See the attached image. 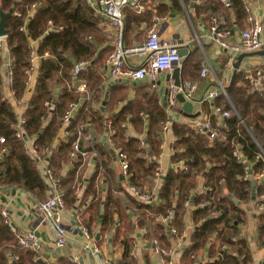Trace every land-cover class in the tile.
<instances>
[{
    "label": "trees",
    "instance_id": "1",
    "mask_svg": "<svg viewBox=\"0 0 264 264\" xmlns=\"http://www.w3.org/2000/svg\"><path fill=\"white\" fill-rule=\"evenodd\" d=\"M169 2L144 0L146 11L143 13H138L131 6L125 7V43L134 44L131 35L139 37L140 32L136 30L144 23L146 28H150L156 16L168 14L171 8L183 11L180 0ZM184 2L189 6L191 0ZM229 2L230 5L221 0L196 1L190 11L193 23L202 18L211 29L212 17L215 16L220 28L230 29L232 33L235 26L246 28L249 25V12L244 0ZM33 3L37 4L35 9L32 8ZM16 11H20L21 15L15 14ZM1 12H11L6 20L9 30L6 47L14 71L12 88L18 98L24 95L27 87L26 70L31 65V39L38 40L39 54L50 52L48 57H42L39 61L34 90L25 112L27 121L24 130L26 136L34 138L39 146L52 145L58 139L69 103L82 97L81 93L74 90L73 81L85 79L92 91V99L98 102L105 99L107 88H104L103 69L107 57L114 50V44L109 43L110 39L101 28L103 18L97 17L90 4L84 0H0V19ZM49 21H52L54 28L48 32ZM23 25H26L25 31L20 29ZM5 59L0 47V67ZM79 59H90L93 63L76 76L73 67ZM203 60L204 55L198 44L189 48L187 56L182 59L181 79L184 83L195 81L201 76ZM259 67L264 68V65ZM245 75L246 69L240 65L226 87L229 97L220 93L214 100L216 106L230 111V115L225 117L228 127L223 128L228 134L227 140L213 139L199 132L189 122L172 116L170 130L175 138L176 149L172 157L174 165L166 170L152 200L140 201L128 191L117 194L115 190L120 185L109 184L103 192L99 189L96 175L90 179L82 199L75 195L71 186L76 169L66 167L71 143L75 138L74 128L83 110L73 119L70 133L56 142L49 159L50 166L65 189L67 206L83 209L82 224L90 231L98 230L100 236L110 232L108 241L112 246L122 249V261H132L131 250L139 234L136 221L147 229L142 233L144 237L150 240L157 238L161 246H171L172 239L179 236L170 235L167 224L161 220L170 209L174 211L170 222L180 231L186 226L187 215H190L194 226L190 237L185 239L182 264H252L249 239L243 234L248 218L255 219L258 237L264 246V211L255 213L252 181L243 179L245 164L233 156V149L238 144L246 157L254 160L256 145L249 131L264 147V91H252ZM164 93V88L158 91L147 81L131 84L126 80H116L109 91L106 111L91 109L88 116L84 114V119L90 120L93 129L95 127L97 130L104 129L107 119L112 120L117 127L114 139L119 147L129 153L134 182L142 185L159 166L163 123L170 115L161 102ZM47 100H52V107L45 106ZM173 110L182 113L181 102ZM203 111H210L208 103H204ZM216 116L213 114L214 118ZM125 121L134 126L133 134L121 126ZM16 122L17 114L5 96L0 71V137L5 138V142L0 145V188L21 187L37 202L48 195V184L39 164L29 152L27 142L17 137ZM238 131L244 137L239 136ZM141 134L145 136L150 158L138 149ZM232 141L235 142L234 146ZM91 145L100 149L105 156L103 164L110 169L113 157L111 149L96 141ZM4 147L6 151L2 150ZM179 161L183 162L184 167L178 164ZM259 166L258 162L254 171ZM220 181L223 183L219 184ZM262 189L264 184H259L257 193ZM188 200L192 205L203 201L210 203L191 208L186 205ZM214 210L216 214L212 213ZM97 242L102 244V238L97 239ZM223 245L226 246L224 249ZM206 248L209 259L199 261V254ZM0 264L50 263L41 258L34 260V253L18 242L15 233L0 214ZM57 264L84 263H73L69 257L61 256Z\"/></svg>",
    "mask_w": 264,
    "mask_h": 264
},
{
    "label": "built area",
    "instance_id": "2",
    "mask_svg": "<svg viewBox=\"0 0 264 264\" xmlns=\"http://www.w3.org/2000/svg\"><path fill=\"white\" fill-rule=\"evenodd\" d=\"M90 4L97 17L107 19L108 23L114 28V50L107 57L105 61V70L103 73L104 78V88H108L109 84L118 79L129 80L131 82L148 81L154 88L160 87L168 89V94L164 93V102H166V109L168 112L174 109L179 102L177 95L183 93L187 99L194 100L195 102L208 103L210 105V111L204 112L199 111L195 117H187L188 122L195 127L199 132L208 135L209 137L215 139L220 138L227 140L228 134L223 128H227L228 125L225 121V117L230 115L229 110H222L221 107L214 104L216 97L223 93L228 96L226 87L219 82V86L207 89L206 93L200 99H194L193 90L196 88V84L193 82H182L177 85L174 79L166 80L165 85L157 83L162 73L174 69L175 66H182L183 56L179 53V44H173L169 41H165L161 38L160 31L158 30L157 23L163 19L164 16H156L152 28L148 32L146 40L141 43L127 45L124 39L125 30V12L124 9L127 6H131L138 13H143L146 11V5L144 0H84ZM249 0H244L246 4V9L249 12L248 21L249 25L242 29L240 32V43L235 44L230 40L232 36V31L226 28H220L217 17H212V37L213 39L227 50L233 51V54L229 55V62L231 65L234 63L235 52L239 53L241 51L253 52L257 50L264 49V23L253 16L252 10L249 6ZM221 2L226 5H230L229 0H221ZM37 7L36 3L32 4V8ZM34 10L31 12V14ZM15 14L21 15L20 11H16ZM50 28L48 32L52 29V21H49ZM21 30H26V25L20 27ZM51 30V31H52ZM6 36H0V47L3 49L5 54V61L0 67V71L3 75V86L4 92L7 85L6 95L7 100L12 105L14 111L17 114V137L23 138L28 145V150L34 159L39 164L41 171L47 181L49 192L48 195L36 202L35 208L37 213L36 225L29 229L28 231H20L12 218L11 211L0 204V214L4 219V222L9 226L10 230L15 233L18 242L27 249H30L34 253V260L39 258L42 259L43 253V243L40 235L37 234L39 227L41 225L48 226L49 229L54 234L56 243L58 246L63 247L68 244L69 230L65 224L60 220V213L63 209L67 207L66 192L63 188L62 182L60 181L58 175L54 169L50 166V156L53 148L55 147L58 139L66 137L70 133V125L74 118L79 115L82 111V117L78 121L74 128L75 138L71 143V151L68 155V168L76 169L75 178L72 183L71 189L74 191L75 195L82 199L85 188L87 187L90 179L96 175V180L99 189L102 190V186H107L109 183V171L107 167L103 164L104 156L101 154L100 149L92 146V142H100L107 145L113 156L118 162L122 178L119 180L121 183L120 187H116L115 190L117 194H125L126 191L133 194L140 201L152 200L156 194L154 190L142 185L141 183L134 182V173L131 167V158L127 151L119 147L114 139L117 133V127L113 125L111 119H107L104 123L103 130L93 129V124L90 120L84 119V114H90L91 109H100L102 102H98L92 99V91L90 90L87 81L85 79H76L73 81V88L76 92L81 93L82 97L78 101H72L69 103L68 109L65 111L62 119V127L58 136V139L52 145L39 146L35 143L34 138H29L25 134L24 125L27 121L25 112L29 105V98L33 93L35 80L37 77V69L39 67V61L42 57H48L50 55L49 51H45L43 55L39 54L38 40L31 39V65L29 69L26 70V91L24 95L20 98L16 96L13 90V77L14 71L11 66L10 54L8 48L6 47ZM131 56H141L142 59L137 64L129 63L128 59ZM93 63L90 59H79L74 62L73 73L74 75H79L85 70H87ZM211 71L214 72L212 62L207 58L202 65L201 75L206 77L210 75ZM77 78V77H76ZM245 78L248 80L249 86L252 91H264V68L259 66L254 68L246 69ZM107 91V89H106ZM166 97V99H165ZM87 102V104H86ZM52 100L45 101V106L47 108L52 107ZM196 113V112H194ZM217 115L216 118L213 117ZM88 116V115H87ZM131 116V115H130ZM109 118V117H108ZM243 122V121H242ZM172 124V116L168 118L163 123V141L161 142L159 153V160L164 154H168L171 158L176 152L175 141L168 146L165 142L167 133L170 130ZM132 124L130 122H123L122 127L126 129L129 133V127ZM90 130V131H88ZM251 138L253 139L255 147V158L254 160H249L246 155L241 150V147L236 144L233 149V156L240 162L245 164L246 173L243 179H250L251 181L256 180L257 186L259 184H264V147L257 140V138L249 131ZM238 135L242 136V132L238 131ZM141 139L138 149L141 150L142 154L150 158V151L147 143L144 141V134L139 136ZM244 137V135L242 136ZM105 138V141H102ZM5 142L4 137H0V145ZM234 141L232 144L234 146ZM6 151V148H2ZM259 162L260 166L258 170L254 171V166ZM250 164V166L247 165ZM179 165L184 167L182 161L178 162ZM174 165V164H172ZM249 168L252 170L249 173ZM89 171L87 174L86 172ZM158 180H162V173L160 166H157L153 176ZM223 182L220 181L219 184ZM256 186V197L254 211L255 213H261L264 211V189L257 193ZM106 188V189H107ZM204 191V189H203ZM253 195V194H252ZM210 201L200 202L198 205H192L188 200L186 205L190 207H202L209 204ZM216 214L217 211H213ZM75 221L79 226V229L84 233V235L92 240H95L96 230L93 232L88 229L87 226L82 224L83 209H75ZM174 211L172 209L161 217V220L165 222L168 226V233L170 235H178L180 240L184 238V230H179L176 226L171 224ZM137 227L140 231L146 232L145 227L139 226L136 221ZM104 241L107 242V237H104ZM145 241L149 246L152 247L153 252L157 256L158 264H175V259L173 256V249L169 246H161L157 238L150 240L145 237ZM226 246L223 245V249ZM94 252L101 253V247L98 245L97 240H95ZM131 262L120 261L116 262L109 260L108 264H140L137 257L136 244L133 243V248L131 250ZM70 261L73 263H80L78 258L71 257ZM262 263L264 264V255L262 258Z\"/></svg>",
    "mask_w": 264,
    "mask_h": 264
},
{
    "label": "crops",
    "instance_id": "3",
    "mask_svg": "<svg viewBox=\"0 0 264 264\" xmlns=\"http://www.w3.org/2000/svg\"><path fill=\"white\" fill-rule=\"evenodd\" d=\"M180 2L182 4L183 11H177L171 8L168 14L164 15L166 19H163L158 22L157 26L158 30L160 31L161 38L163 40L179 45L183 43L184 45H187L190 49L198 44L204 55L203 62L207 58L212 62L214 72L211 71L210 75L206 77L201 75L195 81H189L196 84V88L193 90L194 99H200L206 93L207 89L219 86L218 81H221V83L225 87L230 84L231 78L234 74V63L233 65L230 64L229 55H232L233 51L225 49L213 39L209 25L202 21V18H198L194 24L190 16V11H192V7L190 5L187 6L184 0H180ZM192 2L193 0H191V3ZM248 2L252 10L253 16L264 23V0H249ZM167 3L170 4L169 0H167ZM152 26L153 25H151L150 28H146V24H142V26L136 30V32H140V36L138 37L136 34L131 35V39L135 40L133 43L138 44L146 40L148 32L152 28ZM101 28L110 39L109 43L113 45L115 31L114 28L108 23L107 19H103L101 23ZM234 29L235 30H233L230 40L235 44H239L240 32L242 29L237 26H235ZM242 52L243 51L239 53L235 52V57H238ZM141 59V56H131L129 57L128 61L131 64H137ZM235 59L234 62L236 61ZM262 64L264 65V55H257L253 57H245L244 61L241 64V67L243 69H248L260 66ZM104 70L105 66L103 69V73ZM217 72L219 74H217ZM168 73H170V71L164 72L162 73V75H160L159 79L162 80L161 85H165L166 76ZM126 81L131 84H136L135 82H131L129 80ZM156 88L158 91L162 90V88L160 87ZM5 94L9 95V92H7V85L5 87ZM161 100L164 101V95H162ZM203 105L204 103L195 102L194 112H202ZM106 109L107 104L105 110H102L100 108L102 112H105ZM118 109L119 108H117L115 112L118 111ZM168 113L170 114V116L177 117L178 119L181 118L188 122L187 117H185L182 113H177L173 109L170 110ZM104 115L107 114L104 113ZM134 129V126L131 125L129 127V133L133 134ZM95 130L98 131L96 128ZM174 139L175 138L173 137L171 130H169L165 139L166 144L170 146L171 143L175 141ZM172 164V158L168 154H164L160 158L159 166L162 173V178L166 170L169 167L173 166ZM66 168H68V166ZM107 170L110 173L108 185H121V183H119V180L122 178V176L115 156L112 157L110 169L107 168ZM88 172L89 171H87L86 174ZM161 181L162 180H158L155 177H148L144 186L154 190V192L157 193ZM106 188L107 186H102L101 191L105 192ZM0 204L6 206L11 211L13 221L15 222L17 228L20 231H28L36 225V199L23 188L17 186L0 188ZM75 209L76 208L67 206L61 211L59 217L60 220L65 224V226L69 230L70 240L67 245L63 247L58 246L54 234L49 229V227L45 225H41L39 227L37 233L41 236L43 243V253L41 260L46 261L50 264H57L61 256H67L69 258H78L79 261L84 264H108L109 260H113L116 262L122 261V249L117 248L116 246H112V244H110V242L108 241V238L111 234L110 232L99 236V238L101 237L103 240L102 244H98L101 247V253L94 252L93 249L95 245V240H97L96 234L98 233V230H96L97 233H95V240L87 238L84 233L79 229L77 223L72 224L73 220H75ZM186 219V226L183 229V240H180L179 237L173 238L170 246L173 249L175 264H182L181 255L183 252V247L186 243L185 239H188L190 237L194 228L193 223L190 221V215H187ZM137 231L139 234L138 236H136L134 242L136 244V252L140 264H158L157 260H155L154 258L156 255L153 252L152 247L148 245V243L145 241V237L142 235V233L144 232L140 231L138 227ZM243 234L249 239V243L255 244L254 247L250 246L253 255L252 264H263L262 258L264 255V246L261 244L260 240H257V243L254 240V238H256V236L258 235L255 226V219L248 218L247 225L243 227ZM105 236L107 237V242L104 241ZM109 240H111V238ZM81 258H83V261H81ZM208 259V249L206 248L202 253L199 254L198 260L207 261Z\"/></svg>",
    "mask_w": 264,
    "mask_h": 264
},
{
    "label": "water",
    "instance_id": "4",
    "mask_svg": "<svg viewBox=\"0 0 264 264\" xmlns=\"http://www.w3.org/2000/svg\"><path fill=\"white\" fill-rule=\"evenodd\" d=\"M198 1V0H193V2L190 4L191 7H193L195 5V2ZM11 15V12H1V19H0V36H6L9 32V30L7 29L6 27V20L7 18ZM52 30V29H51ZM50 30V31H51ZM189 52V47L187 45H184L183 43H181L179 45V53L181 56L183 57H186L187 54ZM255 55H264V49L262 50H257V51H253V52H242L236 59V61L234 62V74L233 76L236 74L237 70L239 69L243 59L245 57H251V56H255ZM174 79L175 80V83L177 85L181 84L183 81L181 79V67L180 66H175L173 71L168 73L167 76H166V80H170V79ZM118 80H122V79H118ZM114 82V81H113ZM113 82H111L107 88V91H106V95H105V99L103 100L102 102V105H101V109L102 110H105V107H106V104H107V100H108V96H109V91L112 87V84ZM162 82L161 79H158L157 80V83L160 84ZM166 95L168 94V89L166 88ZM177 98L179 100V102L182 103V111L184 112V114L186 116H189V117H195L198 112L194 113V100H190V99H187L185 97V95L183 93H179L177 95ZM166 99V97H165ZM164 105H166V102H164ZM102 141H105V138L102 140ZM248 166H250L249 163H247ZM252 170L249 168V173H251ZM256 186H257V182L256 180H253L252 181V198L255 199L256 197ZM231 197H233L232 195H230ZM234 198V197H233ZM234 200L237 202V203H240L239 200H237L236 198H234ZM75 220H73L72 224H75ZM38 234V233H37ZM100 236V233L98 232L96 234V239H98ZM155 260H157V256L154 257ZM81 261H83V258H81Z\"/></svg>",
    "mask_w": 264,
    "mask_h": 264
},
{
    "label": "rangeland",
    "instance_id": "5",
    "mask_svg": "<svg viewBox=\"0 0 264 264\" xmlns=\"http://www.w3.org/2000/svg\"><path fill=\"white\" fill-rule=\"evenodd\" d=\"M249 205L252 207L253 206V204L252 203H249ZM254 240L256 241V243H257V240H259L258 239V235L256 236V238H254ZM250 246H252V247H254L255 246V244L253 243V244H251L250 243Z\"/></svg>",
    "mask_w": 264,
    "mask_h": 264
}]
</instances>
